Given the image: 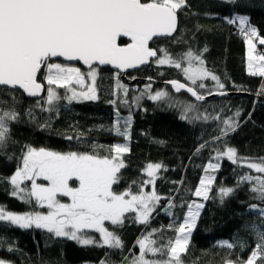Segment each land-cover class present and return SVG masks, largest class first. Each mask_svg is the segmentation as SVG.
<instances>
[{"label": "trees", "instance_id": "16d2710c", "mask_svg": "<svg viewBox=\"0 0 264 264\" xmlns=\"http://www.w3.org/2000/svg\"><path fill=\"white\" fill-rule=\"evenodd\" d=\"M187 5L186 9L177 12V34L171 39L155 40L152 47L166 49L175 59L189 49L200 54L207 47L208 51L203 53L205 66L219 76L225 85L223 91L241 93L242 96L197 105L184 92L144 83L143 80L158 83L181 81L196 87L185 80L180 70L153 64L127 75L130 81L141 80L134 86L128 85L119 74L120 84L128 90L126 96L123 89L116 86L117 73L107 68L99 73L97 87L101 94L97 102L69 104L61 99L55 104L57 111L51 113L36 106L37 101L43 99L30 100L17 90H0V101H4L0 108L14 109L19 113L17 121L9 122L11 139L6 149L0 152V206L7 211L24 214L39 209L34 201L26 204L13 197L12 186L4 179L15 173L25 145L60 152H90L91 145L97 144L104 146L100 150L103 155L110 146L127 144L129 152L123 154L126 167L121 170L123 179L113 186L117 191H124L129 186L133 192L138 191L141 183L149 180L144 174L147 165H162L154 185L160 200L151 214L150 223L134 222L132 217L135 214L129 213L123 227L107 225L122 240L123 250L80 246L73 240L53 237L41 229H21L0 222V259L11 264H100L101 260H107L108 264H123L124 257L131 259L133 254H139L137 241L153 229L159 230L152 236L158 244L162 242L161 237L166 241L177 235L174 228L183 223L187 205L203 200L194 192L205 175L207 164L215 160L216 150L225 151L232 147L240 158L258 161L264 157V93H261L264 78L248 74L245 37L237 25L226 22V18L236 15L247 16L249 23L264 36V0H237L235 4L227 0H187ZM257 51H264V45L257 44ZM158 55L162 56V53L158 51ZM39 79L45 84L42 76ZM204 83L206 87L197 90L207 96L215 82L209 79ZM149 85L152 86L151 94L166 88L168 95L158 101L142 99L144 101L136 106L134 94L139 95L142 90L134 89ZM59 91L63 96V91ZM9 93H14L15 99ZM117 94L122 97H117ZM113 100L115 104L110 103ZM41 105L47 107L44 103ZM189 105L196 109L188 110ZM29 109L32 119L28 116ZM237 112L239 117H236ZM129 115L132 117L130 138L110 135L113 131L109 129L114 127L109 124L119 118L123 128ZM182 115L186 118L181 119ZM229 118L237 126L227 136H222V121ZM45 123L49 125L46 128L42 127ZM67 135H72L73 139H66ZM78 135L79 140L76 139ZM201 144L206 146L197 154L196 149ZM239 163L233 164L222 158L220 168L214 172L215 180L210 186L208 200L202 201L205 206L191 236L188 254L182 256L186 264H224L225 259L246 260L254 249L257 241L252 226L264 229V222L257 209L251 206L264 208V202L254 198L250 184L238 182L245 174H264H257L246 166H239ZM220 187L234 189L223 202L218 192ZM152 190V184H144V192ZM170 202L176 204L170 210L172 215L166 211ZM169 225L173 227L169 228ZM93 236L97 239V235ZM224 242L232 243L234 248L221 247Z\"/></svg>", "mask_w": 264, "mask_h": 264}, {"label": "snow or ice", "instance_id": "6c2138e0", "mask_svg": "<svg viewBox=\"0 0 264 264\" xmlns=\"http://www.w3.org/2000/svg\"><path fill=\"white\" fill-rule=\"evenodd\" d=\"M227 2L235 4L237 0ZM187 7V0H0V90L19 89L30 97H38L45 91V84L38 79L42 76L47 84L44 100L47 107H43L40 101H37L36 106L51 113L57 111L55 104L61 99L67 100L69 104L98 99L100 66L110 65L124 71L146 65L151 58H155L157 65H168L180 70L196 86L194 88L171 81L177 92L186 89L196 100L202 101L205 96L197 88L204 89V81L210 79L215 82L218 94L225 95V85L219 76L205 66L203 53L208 51L207 47L200 54L189 49L179 59H175L166 49L149 46L156 38L173 37L178 25L177 12ZM226 22L237 25L240 34L245 37L248 74L264 78V51H257V43L264 45V36L249 23L247 16L236 15L226 18ZM121 38H127L128 42L125 43ZM158 51L162 56L157 55ZM56 58L81 62L88 71L85 73L71 64L57 62ZM185 63L186 67L183 66ZM119 74H116V86L123 89L126 96L128 90L120 84ZM58 89L65 90L63 96ZM145 91L149 99L154 101L168 95L166 92L151 94L150 85ZM261 93H264V87ZM208 94L213 93L209 91ZM9 95L15 99L14 93ZM139 99L137 97V101ZM124 102L127 103L126 100ZM110 103L115 104V100ZM191 107L189 105L188 110ZM239 115L237 112L236 117ZM28 116L33 118L31 109ZM185 118L186 115L181 116V119ZM18 119L19 113L14 109L0 108V152L6 149L11 139L9 122ZM131 121L129 115L122 128L118 118L114 128L109 131L128 139ZM222 124V136H227L237 126L232 118L222 121ZM48 126L45 123L42 127ZM80 135L76 137L77 140ZM65 138L72 140L73 136L67 135ZM205 146L199 145L196 153L199 154ZM102 148L103 145L92 144L90 152H60L25 145L15 173L4 179L12 186L13 197L26 204H32L34 200L36 206L47 209V212L16 214L0 206V222L21 229H41L53 237L73 240L80 246L123 250L122 240L105 226V222L123 227L128 218L126 214L132 213L135 214L132 217L134 222L148 225L160 200L154 185L155 174L162 165H147L145 171L150 179L142 182L138 191L133 192L131 186L124 191H117L113 186L123 179L121 170L126 167L123 154L129 152V147L127 144H115L108 147L103 155L100 151ZM223 157L233 164L239 161V166H246L257 174H264V157L258 161L240 158L232 147H227L225 151L216 150L213 157L216 163L209 162L204 169L205 175L194 192L196 197L208 200L210 186L215 180V176L208 175V171L218 170ZM238 183L250 184L254 198L264 202V175L245 174ZM144 184H152L153 190L144 192ZM218 192L223 202L234 189L220 187ZM63 198H67V202ZM204 206V203L195 201L187 205V215L183 223L174 228L177 233L174 238L165 241L161 237L162 242L158 244L157 240L152 239L159 231L156 229L142 236L137 241L139 254H133L131 259L124 257L123 264H186L182 256L188 254L191 232ZM174 207L175 203L168 204L166 211L169 215H172L170 210ZM251 207L257 209L264 222V208L257 205ZM168 227L172 228L173 225ZM252 231L257 242L248 258L225 259L224 264H257L258 261L264 264V229L252 226ZM90 232L98 233L100 239L89 235ZM220 246L234 248L228 242ZM0 264L7 262L0 259ZM100 264H108V261L101 260Z\"/></svg>", "mask_w": 264, "mask_h": 264}, {"label": "water", "instance_id": "95a60500", "mask_svg": "<svg viewBox=\"0 0 264 264\" xmlns=\"http://www.w3.org/2000/svg\"><path fill=\"white\" fill-rule=\"evenodd\" d=\"M177 31H178V25H177ZM177 31H176V33L173 34V37L177 34ZM173 37H168V38H156V39H154V41H155V40H158V39H171V38H173ZM121 39L124 40V41H126V42H128V41H127V38H121ZM154 41H153V42H154ZM153 42H150V44H149L150 47L152 46ZM157 55H158V53H157ZM158 56H159V55H158ZM56 60H57V62H61V63H65V64H71V65L76 66V67L79 66L80 68H82V69H84V70H88V68H87L86 65H83L81 62H78V61L69 62V61H65V60H63V58H56ZM154 61H155V58H151V59H150V62H149L148 64H146V65H141V66H139V67H137V68H130V69H127V70H124V71H121V70L115 69V68H113V67L110 66V65H102V66H100L99 68H102V69H103V68H109V69L112 70L113 72H116V73L119 72L120 75H121V78H122V79H123L128 85H130V86H134L136 83L141 82V80H131V81H130V80L127 78V75L130 74V73H132V72H135V71L141 70V69L144 68V67H149V66H151V64H152ZM42 72H43V70H42ZM38 79H39V77H38ZM143 82H144V83H147V84L152 83V84L162 85V86H164V87L171 88L174 92H177V91L175 90V88L173 87L172 83H170L171 81H169V82H163V83H158V82H155V81H152V80H143ZM177 82L184 83V82H181V81H177ZM184 84H185L186 86H189V85H187L186 83H184ZM190 87H191V86H190ZM9 90H17V91L21 92V93L25 96V98L30 99V100H41V99H43L44 96H45L46 87H45V91H44L43 93H41V96H38V97H30V96H28L26 93H23L22 90H19V89H9ZM179 92H184V93L188 94V95H189L194 101H196L197 103H200V104H203V103H206V102H209V101L215 100V99H220V98H232V97H239V96H242L241 93H236V92H227V91H224V92L226 93L225 95H219L218 92H214V93L211 94V95H207V96H205V99H204V100H202V101H198V100H196L195 97H193L189 92H187L186 89H181ZM179 92H177V93H179ZM7 264H11V263H10V262H7Z\"/></svg>", "mask_w": 264, "mask_h": 264}, {"label": "rangeland", "instance_id": "374dc122", "mask_svg": "<svg viewBox=\"0 0 264 264\" xmlns=\"http://www.w3.org/2000/svg\"><path fill=\"white\" fill-rule=\"evenodd\" d=\"M255 42V41H254ZM258 44V43H257ZM259 45V44H258ZM61 63V62H60ZM153 65L154 66H157V67H165V66H168V65H157L155 62H153ZM184 67H186L187 66V64L185 63L184 65H183ZM76 67V66H75ZM85 73H87V72H85ZM184 78H185V76H184ZM98 80V79H97ZM185 80L189 83V84H191V81H188L186 78H185ZM45 82V85L47 86V84H46V81H44ZM192 85V84H191ZM148 86H141V87H136L134 90L136 91V90H142L141 91V93L139 94V95H135L134 94V101L136 100V106H137V104L142 100V99H144V100H146V99H149V94L148 93H146L145 92V90H146V88H147ZM151 88H152V86H151ZM79 90V89H78ZM160 90V89H159ZM166 91V88H163L161 91H157V92H165ZM212 92L214 93V92H218V90H217V88H216V85H214L213 87H212ZM123 93V92H122ZM133 94V93H132ZM124 95V94H123ZM117 97H122L120 94H117L116 95ZM137 97H139L140 99L137 101ZM46 99V97L45 98H43V100L40 102V104H43L44 103V100ZM164 99V98H163ZM144 100H142V102L144 101ZM73 102H76V103H80V101H73ZM72 102V103H73ZM141 102V103H142ZM197 105H199L198 103H196ZM192 107H191V109L192 110H194V109H196V107L195 106H193V105H191ZM223 158H226V157H223ZM222 159V158H221ZM227 159V158H226ZM228 160V159H227ZM221 161V160H220ZM220 161H219V163H220ZM212 163H216V160H214ZM216 171H218V170H216ZM214 172L215 171H212L211 169H209V171H208V175H212V176H214ZM158 173H159V170H157V172H156V178H157V176H158ZM144 174L147 176V174H146V171L144 170ZM148 177V176H147ZM149 178V177H148ZM150 179V178H149ZM156 180V179H155ZM39 182V181H38ZM64 199V202H67V198H63ZM199 199H203V197H199ZM34 201V200H33ZM202 201L203 200H200V201H198L197 203H202ZM202 210L203 209H201V212H202ZM38 211H40V212H47V209H41V208H39L38 209ZM201 212H200V214H201ZM129 214V213H128ZM130 214H132V213H130ZM200 217V216H199ZM199 217H198V219H197V223H198V220H199ZM197 223H196V225H197ZM109 224V222H105V226L107 227V225ZM196 228V227H195ZM195 228H194V230H195ZM194 230L191 232V236H192V234H193V232H194ZM89 235H97V239L99 240L100 239V236H99V234L98 233H94V232H90L89 233ZM190 239H191V237H190Z\"/></svg>", "mask_w": 264, "mask_h": 264}, {"label": "flooded vegetation", "instance_id": "af4514ba", "mask_svg": "<svg viewBox=\"0 0 264 264\" xmlns=\"http://www.w3.org/2000/svg\"><path fill=\"white\" fill-rule=\"evenodd\" d=\"M152 47V46H151ZM153 48V47H152ZM78 68H80L79 66H78ZM81 69V68H80ZM105 69H107V68H99V73L101 72V70H105ZM82 71V70H81ZM86 72L88 71V70H85ZM98 78H99V75H98ZM97 78V79H98ZM98 81V80H97ZM45 87H46V90H47V86L45 85ZM98 88V87H97ZM59 90H62L63 91V94H64V92H65V90L64 89H58V91ZM59 93H60V91H59ZM100 92H99V89H98V99H96V100H81L80 102H97L98 100H99V97H100ZM45 97H46V91H45ZM108 125V124H107ZM109 125H111V126H113L114 127V125H115V123H112L111 122V124H109ZM105 135H107V132H106V134ZM110 135H112V136H115L116 134H115V132L113 131V132H111L110 133ZM107 139V138H106Z\"/></svg>", "mask_w": 264, "mask_h": 264}]
</instances>
